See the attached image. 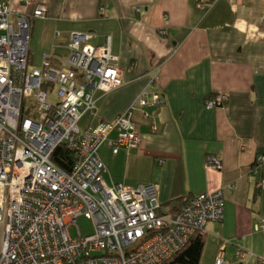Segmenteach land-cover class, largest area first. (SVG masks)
<instances>
[{"label": "crops", "instance_id": "crops-1", "mask_svg": "<svg viewBox=\"0 0 264 264\" xmlns=\"http://www.w3.org/2000/svg\"><path fill=\"white\" fill-rule=\"evenodd\" d=\"M13 18L31 19L30 66L48 59L62 66L75 33L89 43L112 39L115 62L125 84L97 91L90 124L112 122L132 110L143 138L138 146L113 152L100 147L109 185H159L165 213H176L191 197L223 191L224 216L210 222L205 234L218 244L213 260L224 253L227 264H247L264 257V0H225L224 26L203 24L198 2L210 0H2ZM37 3L47 5L34 17ZM157 89V106H138L145 90ZM219 91L230 95L220 108L206 99ZM156 126V131L152 126ZM117 132L111 134L115 137ZM214 156L222 167L209 165ZM253 250V251H252ZM243 251L244 257L239 255Z\"/></svg>", "mask_w": 264, "mask_h": 264}, {"label": "built area", "instance_id": "built-area-1", "mask_svg": "<svg viewBox=\"0 0 264 264\" xmlns=\"http://www.w3.org/2000/svg\"><path fill=\"white\" fill-rule=\"evenodd\" d=\"M196 7L203 24L227 23L225 0L200 1ZM46 12L47 5L37 3L33 16ZM30 26L28 15L14 20L0 0V264H164L197 231L223 219V191L195 195L168 214L159 201L158 184L109 185L101 145L109 141L117 153L138 146L143 138L132 110L112 122L81 127L85 116L96 114L97 91L107 93L125 84L111 36L93 45L90 34L75 33L62 66L46 59L31 68ZM54 88L64 100L61 105L49 101L48 89ZM229 99L228 92L219 91L205 105L220 108ZM162 103L155 88L136 100L143 106ZM114 131L117 135L111 138ZM60 145L74 154L70 172L52 159ZM208 163L222 167L214 156ZM259 186L264 188V180ZM81 215L94 223L88 236L78 226ZM74 225L78 237L71 234ZM256 229L264 232V217ZM258 262L264 264V257ZM216 264H227L223 252Z\"/></svg>", "mask_w": 264, "mask_h": 264}, {"label": "trees", "instance_id": "trees-1", "mask_svg": "<svg viewBox=\"0 0 264 264\" xmlns=\"http://www.w3.org/2000/svg\"><path fill=\"white\" fill-rule=\"evenodd\" d=\"M53 161L64 171L70 172L74 164V154L66 146L60 145L52 154ZM206 244L205 231H197L188 244L164 264H201Z\"/></svg>", "mask_w": 264, "mask_h": 264}, {"label": "rangeland", "instance_id": "rangeland-1", "mask_svg": "<svg viewBox=\"0 0 264 264\" xmlns=\"http://www.w3.org/2000/svg\"><path fill=\"white\" fill-rule=\"evenodd\" d=\"M34 64H31V68L34 67ZM48 92L50 93L49 101L55 103L56 105H61L63 103V99L58 96V89H48ZM136 107L143 106L141 104H135ZM87 122V118H85L81 124L85 125ZM78 226L81 229V232L84 236H88L89 234H92L94 229V223L91 219L86 217L85 215H81L78 217ZM71 234L73 237H78V229L74 225L70 229ZM218 244L216 243V240L214 239V236L212 234L206 235V244L201 260V264H213V260L215 258L216 252H217ZM253 251V250H252ZM247 264H255L253 259H250Z\"/></svg>", "mask_w": 264, "mask_h": 264}]
</instances>
